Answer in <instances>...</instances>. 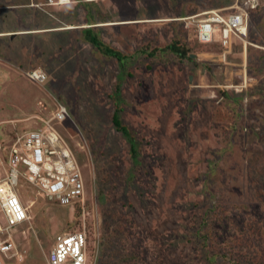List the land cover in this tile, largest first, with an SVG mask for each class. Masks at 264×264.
Wrapping results in <instances>:
<instances>
[{
  "label": "rangeland",
  "instance_id": "374dc122",
  "mask_svg": "<svg viewBox=\"0 0 264 264\" xmlns=\"http://www.w3.org/2000/svg\"><path fill=\"white\" fill-rule=\"evenodd\" d=\"M68 1L0 0V26L24 32L0 42V181L14 140L52 120L84 182L80 201L60 205L21 178L29 221L11 234L23 260L0 264H46L57 235L83 229L89 264L264 263V0ZM210 11L246 12L247 36L199 43ZM52 16L60 31L33 32ZM87 28L124 63L87 43ZM175 39L192 61L140 53Z\"/></svg>",
  "mask_w": 264,
  "mask_h": 264
},
{
  "label": "built area",
  "instance_id": "2783aa9c",
  "mask_svg": "<svg viewBox=\"0 0 264 264\" xmlns=\"http://www.w3.org/2000/svg\"><path fill=\"white\" fill-rule=\"evenodd\" d=\"M46 3L59 6L63 0H46ZM204 15L207 17L196 23V38L201 44L211 43L217 32L224 41L231 36L240 40L247 36L248 17L244 11L227 15L210 11ZM26 76L37 84L46 81L45 73L40 70H31ZM68 117L66 107L58 104L53 120L64 121ZM51 121H44L42 128L27 131L14 140L8 149V174L0 181V211L4 217V223H0V254L18 257L19 261L23 258L17 252L11 231L29 221L27 209L15 193L19 180L22 178L47 200L60 205L77 203L84 193L79 164ZM88 244L84 229L59 234L45 258L46 264H89Z\"/></svg>",
  "mask_w": 264,
  "mask_h": 264
},
{
  "label": "trees",
  "instance_id": "16d2710c",
  "mask_svg": "<svg viewBox=\"0 0 264 264\" xmlns=\"http://www.w3.org/2000/svg\"><path fill=\"white\" fill-rule=\"evenodd\" d=\"M84 40L89 43L90 45L94 46L102 55L106 57L115 58L119 61V63L123 64L125 59L127 58L124 54H122L119 50H116L108 45H106L102 40L98 37L92 28H87L83 30ZM140 53L143 55H147L148 57H155L160 54H171L174 58L184 63L186 61H192L190 55V49L180 42L179 40L175 39L170 44H167L163 47H151L149 45L143 46L140 49ZM118 89V86H117ZM224 97H227V93H222ZM119 108L118 106L115 108V111L112 115V122L113 125L118 129V131L122 132L125 137H130V132L128 128L121 124L119 118ZM131 139V138H130ZM133 154H136V149L134 146L131 147ZM205 238V236H204ZM233 264H264L263 262H255L251 263V261H233Z\"/></svg>",
  "mask_w": 264,
  "mask_h": 264
},
{
  "label": "crops",
  "instance_id": "0c3cea01",
  "mask_svg": "<svg viewBox=\"0 0 264 264\" xmlns=\"http://www.w3.org/2000/svg\"><path fill=\"white\" fill-rule=\"evenodd\" d=\"M23 1H26V3H24L22 6H19V7H21V8H25V9H27V10H29V11H31V9L32 8H34L35 7V5H34V0H23ZM66 4H69V1L67 2V3H65V4H63V6L64 5H66ZM7 5H5V6H3V4H1L0 5V9H6V8H8V7H6ZM62 6V5H61ZM7 10V9H6ZM56 11H54V13H53V15H56L57 13L56 12H58L57 11V9H55ZM3 10H0V12H2ZM52 18V20H53V23L55 24V25H52V21H48L47 19V26H44V27H41V28H38V30L37 31H33V32H37L38 34H50V33H54V32H57V31H60L59 30V28L57 27V24H58V21H57V19H53V16L51 17ZM7 26L8 27H6V26H4V27H2V26H0V42L1 41H3L6 37H8L9 39H12V37H14V36H16V35H18V34H22V33H24V32H20V31H17V29L16 30H11L10 28H9V24H7ZM72 28V27H71ZM21 31H24V30H21ZM61 31H70V30H67V29H62ZM2 38H4V39H2ZM15 38V37H14ZM2 48V47H1ZM0 62H2L1 60H0ZM2 69H4L5 70V67H1ZM30 70H34V69H30ZM4 75L6 74V73H3ZM7 78V77H6ZM20 198V197H19ZM20 200H21V198H20ZM14 230V229H13ZM12 235V234H11Z\"/></svg>",
  "mask_w": 264,
  "mask_h": 264
},
{
  "label": "bare ground",
  "instance_id": "6f19581e",
  "mask_svg": "<svg viewBox=\"0 0 264 264\" xmlns=\"http://www.w3.org/2000/svg\"><path fill=\"white\" fill-rule=\"evenodd\" d=\"M68 2V0H63V4H65V3H67Z\"/></svg>",
  "mask_w": 264,
  "mask_h": 264
}]
</instances>
